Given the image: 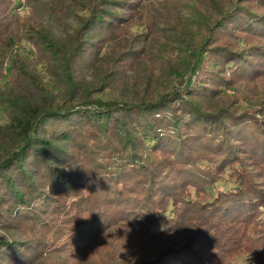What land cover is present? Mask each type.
<instances>
[{
  "label": "trees",
  "instance_id": "trees-1",
  "mask_svg": "<svg viewBox=\"0 0 264 264\" xmlns=\"http://www.w3.org/2000/svg\"><path fill=\"white\" fill-rule=\"evenodd\" d=\"M23 1L0 0V264H264V0L162 1L167 37L152 0Z\"/></svg>",
  "mask_w": 264,
  "mask_h": 264
},
{
  "label": "rangeland",
  "instance_id": "rangeland-1",
  "mask_svg": "<svg viewBox=\"0 0 264 264\" xmlns=\"http://www.w3.org/2000/svg\"><path fill=\"white\" fill-rule=\"evenodd\" d=\"M162 1H163V4L166 3L165 0H152L151 2H147V5H149V6H147V9H145V14H146V16L148 15L149 23H153V21H154L153 28H152V26H151V28L155 29L154 31L161 30L160 33L164 37H167V36H169L172 33V31L169 29L168 22L163 20V18L161 17L160 11L164 8V6H163V8H162V6H160V7L157 6V4L158 3H162ZM191 1L192 2L186 3V5H184V6L181 5L179 8H177V11L179 12V10H180L182 13H186V14L188 13L187 15L189 16V12L192 11V9H191L192 6H196L195 4H199V0H191ZM19 2L21 3V6L17 10L18 14L20 16L27 17L29 10L26 8L23 0H19ZM196 11L197 12H202V13L205 12L204 9H200V8H198ZM177 20H178V18H177ZM184 21H185L184 23H186V25H188L189 21L187 19H185ZM135 23L138 24L137 28L133 29V32H135V34L147 33L145 28H144L145 24L141 25V21H139L138 17L136 18ZM178 27H182L183 28L182 21H181L180 25L177 24V28ZM154 33L155 32H152L151 34L153 36H155L156 38H158L159 42H160L159 44L158 43L155 44L156 45L155 46V51L158 52V54L166 53V51L169 50V47L166 50L164 48H162V47H165V46L160 45V44H165L164 40L162 41L163 38H160V35H157V34H154ZM240 46L244 47L243 44H240ZM12 52H13L14 55H17L18 58L20 57V58L32 59V58H34V55H35L34 49L32 47H30L29 45H27L23 41L22 42H18L17 44H15V46L13 47ZM7 65H8V61H5L4 65H3L2 72H1L0 87H3L4 85L10 83L11 80H12V74H10L9 71L7 70L8 69ZM226 72H228V69H227ZM188 76H189V74L187 75V77ZM262 88H264V87H261V88H258V89H254L253 90V94H255L257 91L262 90ZM226 94L227 95H232V94H234V92L230 89V90L226 91ZM258 100L259 99L257 98V101ZM6 121L7 120H6L2 110L0 109V125H3L4 123H6ZM233 187H234V184L231 181L226 179L224 181H221V182L217 183L215 185L214 189L211 188L210 191L212 193H214L217 190L218 191H228V190H230ZM192 195L194 196V194H192ZM259 212H260V217L258 218V220H259L258 223L264 224V207L260 208ZM170 214H171V208H169L166 211L165 216H169ZM159 230H160V221H158L156 224L153 225V227L151 228V233L152 234H157L159 232ZM151 242L152 243H150V242L148 243L149 250H154V249L157 250L158 248H163L164 247V242H162V241H160L159 243H157V242L155 243L153 241H151ZM251 260L253 261L252 257H251Z\"/></svg>",
  "mask_w": 264,
  "mask_h": 264
},
{
  "label": "clouds",
  "instance_id": "clouds-1",
  "mask_svg": "<svg viewBox=\"0 0 264 264\" xmlns=\"http://www.w3.org/2000/svg\"><path fill=\"white\" fill-rule=\"evenodd\" d=\"M252 251L235 250L230 254L227 264H252Z\"/></svg>",
  "mask_w": 264,
  "mask_h": 264
}]
</instances>
